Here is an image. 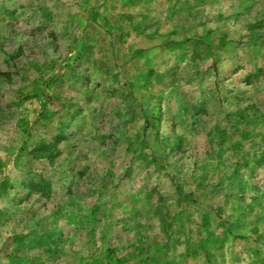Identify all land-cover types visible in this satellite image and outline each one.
I'll return each mask as SVG.
<instances>
[{"label":"rangeland","instance_id":"374dc122","mask_svg":"<svg viewBox=\"0 0 264 264\" xmlns=\"http://www.w3.org/2000/svg\"><path fill=\"white\" fill-rule=\"evenodd\" d=\"M0 264H264V0H0Z\"/></svg>","mask_w":264,"mask_h":264}]
</instances>
